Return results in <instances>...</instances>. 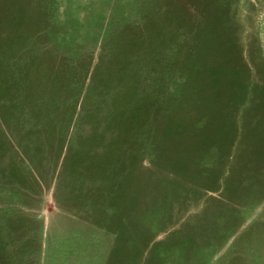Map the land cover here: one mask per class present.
<instances>
[{"label": "rangeland", "instance_id": "rangeland-1", "mask_svg": "<svg viewBox=\"0 0 264 264\" xmlns=\"http://www.w3.org/2000/svg\"><path fill=\"white\" fill-rule=\"evenodd\" d=\"M0 264H264V0H0Z\"/></svg>", "mask_w": 264, "mask_h": 264}]
</instances>
